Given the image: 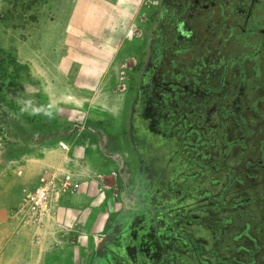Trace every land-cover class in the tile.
I'll use <instances>...</instances> for the list:
<instances>
[{
    "label": "rangeland",
    "instance_id": "rangeland-1",
    "mask_svg": "<svg viewBox=\"0 0 264 264\" xmlns=\"http://www.w3.org/2000/svg\"><path fill=\"white\" fill-rule=\"evenodd\" d=\"M166 1L0 0V50L5 57L15 59L23 66L17 88L9 83L0 86V264H19L24 261L20 258L24 252L33 251L34 245L40 247V237L37 233L31 238L23 235L25 230L31 231L39 223H31L19 213L23 205V197L21 200L18 197L19 190L25 187L23 165L25 159L35 156L43 148L58 144L59 139L64 138L71 143L81 137L82 146L86 150L85 165L88 163L91 170L98 161L97 173L101 175L99 180L104 184L102 191L112 190L115 194L116 210L113 219L116 224L105 237L112 233V241L108 244V254L103 264L116 263L111 247L120 239V230L121 240L125 244L118 254L121 258H129L131 264H165L166 258L159 254L160 246H157L156 254H147V257L142 259L135 257L134 253L132 256L130 252L126 254L125 250L131 243L132 232L127 230L131 229L134 220L133 209L141 200L144 201L143 205L149 204L145 199L152 191L158 190V187H152L150 190L149 182L153 179L146 173L151 168H157V163L165 157V152L174 149L176 144L183 142L193 148L203 141L209 142L207 132L210 126L218 127L219 123L223 122L221 110H240L235 107L238 103H243L246 115L251 113L255 117L253 109H259L261 114L258 122L261 124V131H264V80L261 83L253 82L256 70L263 76L264 55L255 54L257 42L260 40L257 34L250 36L252 39H241L235 21L239 18L237 22L242 24L243 14L239 15L237 11L227 12L229 17L226 20L219 15L215 16L214 26H210L212 30L204 35L205 44L186 47L183 43H176L173 37L169 39V43L166 38L158 42L157 31L162 25L170 27L171 20L173 21ZM263 9L259 12L264 13ZM246 41H250L252 47L246 46ZM246 51L251 53V57H242L248 54ZM229 53L234 57L240 55L236 63H230ZM195 60L198 61L197 66L201 73L205 68L211 67L212 62H223L229 66L228 72L231 74L224 85V90L228 92L226 98L217 92L213 96V91L205 94L200 92L198 87L195 89L191 85L192 80L198 81L200 76L193 75L190 71ZM247 60L251 61L253 70L250 73L251 78L245 79L244 73L240 75V69ZM151 74H154L157 82L162 81L163 92L167 86L164 84L172 85L175 78L181 76V89L188 90V97H192H180L177 106L168 113L159 115L160 121L156 120L159 124L153 122L151 112L143 110L155 99L153 96L146 98L144 94V87ZM213 82L215 85L216 80L213 79ZM74 83L82 85L83 92H78ZM58 85L77 97H54L52 103L45 93ZM239 87L242 88L241 91H238ZM252 91L262 99H254L246 105L242 100L243 95L245 94L244 98L247 99L252 95ZM239 92L241 96H237ZM1 98H5L7 105ZM187 99L193 100L190 110H187L188 107L183 108ZM11 103L15 104V109L11 108ZM17 108L23 111H16ZM186 111L189 112L187 119L183 116L184 119L180 121V116ZM126 112L129 117L140 115L146 119V124L159 125L156 131H151L150 141L145 136V127L141 129L144 130L143 133L134 132L137 129H133L132 125L125 130L122 122ZM230 119L232 121V118ZM131 121L134 125L139 124V121ZM175 121H178L179 125H174ZM183 121L190 126L191 131L188 132V129L184 137L171 139L172 142L166 146L165 140L170 138L167 129L174 125L184 134L181 126ZM170 122L173 124L168 127ZM231 125L233 127V121ZM220 131L211 133L215 135ZM232 132L229 131L230 134ZM219 139L216 140V145L222 144V137ZM119 143L128 145V157L121 153L122 147ZM224 150L227 148H220V158L224 157ZM176 152L179 150H175ZM257 152L261 158L264 154V143L258 145ZM189 164L185 163L183 166ZM257 167L260 172H264V161L257 163ZM126 170L134 176L129 178L125 174ZM245 170L249 173L254 168L246 166ZM207 178L202 177L199 180L205 184ZM247 179L246 177L245 180ZM231 181L234 182V178ZM162 182L168 183V180L164 179ZM249 187L250 185L247 186ZM262 189L264 194V187ZM249 192L252 197L254 192ZM159 195H162V191ZM259 199L264 204V196L261 195ZM243 200L245 199L238 197L235 202L243 203ZM191 202H194V199L188 198V201H180L176 207L181 208ZM245 203L236 206L242 207ZM246 213L254 214L255 207L250 206ZM260 214L263 222L264 207ZM251 219L243 215L238 222L245 230L243 222ZM126 226L128 227L124 230ZM203 227L214 239L215 226ZM141 231H145V228ZM245 234L248 236L249 232ZM259 236L264 241V230ZM165 237L170 247H177V254L181 256L179 264H188L187 260L189 263L194 262L192 257H197L198 251L196 247L192 248L188 240L180 238L177 233L166 234ZM250 240L252 251L243 253V256L248 255V259L257 250L255 241L252 238ZM136 243L138 246L139 242ZM259 253L264 256V247ZM95 255L90 258L88 264H93ZM211 255L215 257L213 253ZM261 258L254 264H263L264 260ZM154 259L157 260L154 262ZM173 262L175 264L176 261ZM231 264L237 263L231 261Z\"/></svg>",
    "mask_w": 264,
    "mask_h": 264
},
{
    "label": "flooded vegetation",
    "instance_id": "flooded-vegetation-1",
    "mask_svg": "<svg viewBox=\"0 0 264 264\" xmlns=\"http://www.w3.org/2000/svg\"><path fill=\"white\" fill-rule=\"evenodd\" d=\"M166 2L169 5L171 4L170 7L168 5V9H167L168 11H171V15L173 19V21L171 20V25L169 28L175 33L176 43H183L185 44L186 47L188 46L197 47L198 45L203 46L205 44V36L207 35V33L209 34L210 30H212L210 29V26H214V18H216L215 16L219 15L220 18H224V20H226L228 19L227 17H229L227 12L235 13L234 11H237L240 13L239 15L243 14L242 17L244 19L242 21V24H239V22H237L238 20H240L239 18H237L238 20L235 21L236 26L239 28V34L241 35V39H245L247 37H249V39H252L250 36L257 34L260 37V40L259 43L257 42L258 47L255 54L264 55V13L259 12L260 9L264 8V0L262 1L237 0L236 2L234 0H171V1L167 0ZM246 42H247L246 46L248 45L252 47L250 41H246ZM240 52L243 53V51ZM246 52L248 54H245L242 57L243 58L251 57L250 55L251 53L249 51ZM215 56L219 58L218 55L215 54ZM232 57H234L232 56V53H229L228 60L230 61L231 64H234L239 59L240 55L238 54L234 58ZM212 64H214V62H212ZM256 65L259 66V63H257ZM240 70H242V75L244 73L245 79L248 77L251 78L250 73L253 70V65L251 64V61L247 60V62L244 64V66H242V69ZM208 75L209 73L207 74L206 70H204L203 75L200 76L199 78L203 79L201 80V82L207 83L208 85L207 87L214 88V82H213L214 77L211 76L210 78H207L206 76ZM213 75L215 76V74ZM149 77L150 78L147 82V85H145L144 87L145 88L144 94L146 98L154 97L155 99L154 102L151 100V103L148 104V107L144 108L143 110H147L148 112L152 113L153 122H155L156 120L160 121V118L158 117L161 113L157 112V110H172L174 106H177L179 104L180 102L179 97L192 98V97H188L189 92L187 90L181 89V87L177 85L164 84L167 86H165V91L163 92L162 89H164V87L162 81L157 82V78L154 76V74H151V76ZM253 79H254L253 82L259 81L261 83L264 80V72H263V76H261V73L258 70H256V75L254 76ZM226 94H228L227 91ZM251 94L252 95H249V97L245 100L246 105L254 99H258V100L262 99V97H257L258 95H254L253 91ZM259 94L262 95L261 93ZM229 96L232 95L229 94ZM244 96L242 99L243 101H244ZM192 101L193 100L187 99L186 103H183V108L188 107L187 110H190V108H192L190 105ZM127 108L129 110V107ZM184 117L185 119H187L185 113H184ZM131 120L137 122L139 121V124L134 125V122H132ZM141 121H143V123ZM145 121L146 119L142 118L140 115L134 114L133 116L129 117L127 116V112H126L123 118L122 125L125 126V130L129 128V125H132L133 129L135 128L137 130H141L143 129L142 127H145L150 131H156L157 128L159 127V125L157 126L155 123L146 124ZM172 124L173 123L170 122L167 125L169 127ZM175 124H178V121H175L174 125ZM174 125L173 127L172 126L170 127L173 129L170 128L167 129L170 136L169 140L167 141L168 144L172 142L171 139L179 138L180 133L182 132V131L179 132L177 128L174 127ZM188 129H183V131L186 132ZM137 130H135L134 132L141 133V131H137ZM190 131L191 130L189 129L188 132ZM167 143L166 146L168 145ZM119 145L120 147H122L121 153H125L124 155H127L128 157L129 155L128 147H127L128 145L124 143H119ZM201 145L202 144L200 143L195 145L193 148L183 149L181 150V152H176V153L174 149L168 150L167 152H165V157L164 158L162 157L161 163L160 164L157 163V168H153L150 172L146 173V175H148L153 179L149 182L150 190L152 189V187H158V190L156 192L152 191L150 196H147V198L145 199V201L147 200L149 204L143 205L144 201L141 200L138 204H136L138 206H136L133 210L135 211L134 217H136L138 220L141 219L142 217V219L146 220L147 223L146 226L149 224L150 226L149 228L147 226L148 232L144 234V232L141 231L142 228L137 229L136 226L131 227L135 221L132 223L130 228L136 229L134 231H138V232L135 233L132 231L131 234L132 236L130 237L131 243L129 244V248L126 247L125 249L126 254L130 252V255L132 256V254L134 253L135 257L142 259V257L143 258L147 257V254L148 255L151 253L156 254V252H158L157 246H160L159 254L160 256L166 258L167 263L165 264H171V261L173 262V260H175V257L173 258L170 256V254L172 255L175 254L173 253L175 247L173 245L172 247L173 249H171L168 243V239L167 237H165V235L176 233L175 228L173 227L174 224L177 225L176 226L177 228L184 227L183 223H185V217L188 214L187 213L188 210H190L189 208L192 206V202L185 206H182L181 208L178 207L174 208V206L178 205L180 201H188V198L194 199L195 201L197 196H202L205 194L204 188L208 187L205 184H202V182L199 180V177L195 175L186 177L187 172L189 171L191 173L193 172L191 170H188L189 165L186 167L183 166L185 163H190L194 165L196 164V161H200V160H202L204 164L206 165L208 164L206 163V161L203 160V155L200 152L203 148ZM102 164L103 166L105 165L104 163ZM125 174L129 178L134 176V174H131L127 170ZM164 179H167L168 183L167 182L163 183L162 180ZM193 179L197 181L195 182V180ZM202 185H204L205 187ZM196 187L197 189H195ZM187 190H189V192H187ZM160 191H162V195H159ZM214 194L218 196V193H214ZM260 213L261 211L260 212L257 211L256 215L258 214L257 216L260 217L261 215ZM177 215L181 216V218L175 219V216ZM263 222L260 217L258 224L264 225ZM246 227L248 228L249 226L248 225L244 226V228ZM247 228L245 230H247ZM241 229L242 230L236 232L235 235L241 234V232H243L244 230L242 227ZM248 232L250 233L249 230ZM119 233H120V239L118 241H115L116 243L114 242L111 247L112 256L113 257L115 256L117 260L115 264H131L129 258L127 260L126 258L124 257L121 258V256L118 255L119 251L122 250V247H124L125 245L124 242H122L121 240V235H122L121 230ZM251 236L255 241L256 246L257 245L261 246L262 244H264L263 240L260 241L259 239L258 241H256L253 235ZM141 238H143V240H141ZM245 238L246 237L243 235L240 236L239 246L242 245L244 248L248 250L247 252H251L252 242L251 243L247 242ZM195 240L196 242H199L198 239L195 238ZM137 241L139 242L138 246L136 243ZM213 248L217 249L216 246H214ZM169 249L171 250L172 253L169 252ZM229 249L232 251L230 246H227L226 249L221 250V255H219L220 257L218 259L220 262H224L225 264H231V261H235L237 264H243L245 262H251L252 260L256 261L261 257H262L261 259L264 260V256H261L260 253L259 254L254 253L248 259V256L247 257L245 255L243 256V253H246V251H244L243 249L239 250L237 253H234V251H232L231 253ZM178 257L180 259L181 256L179 255ZM202 259L208 261L210 264H213L210 256L208 257L202 256ZM157 264H160V262H158Z\"/></svg>",
    "mask_w": 264,
    "mask_h": 264
},
{
    "label": "trees",
    "instance_id": "trees-1",
    "mask_svg": "<svg viewBox=\"0 0 264 264\" xmlns=\"http://www.w3.org/2000/svg\"><path fill=\"white\" fill-rule=\"evenodd\" d=\"M157 32L159 36L158 42H162V40L166 38L167 43H169V39L172 37V39L176 41L174 37L175 33L165 25H162V27ZM1 55H3V57ZM0 57H2L0 58V86H3L5 83H9L12 85V87L17 88L19 86V79L23 66L15 59L9 56L5 57L1 50ZM195 63H193V66L190 69L193 75L202 76L203 71L206 70V73H209V75L206 77H214L213 79L216 80V83L214 88H209L207 87V83L201 82L203 79L199 78L200 76H198L200 81L192 80L191 85H193L194 88L198 87L200 92L205 94H209L213 91V96L215 95V92H217L220 93L219 95H222L226 98L228 94H226V90H224V85L226 80L229 78L228 76L231 74L228 72L229 66L223 62L214 63L211 67L209 66L207 69L205 68L201 73L197 66L198 61L195 60ZM213 74H215V76ZM240 75L242 76V74ZM181 79V76L176 77L175 82L172 85L181 87ZM241 89L242 88L239 87L238 91H241ZM240 93L241 92H239L237 96H241ZM230 98L233 97L230 96ZM245 100L246 98H244V101ZM1 101L7 105L5 98H1ZM11 104V108L15 109V104ZM253 106H255V104H253ZM235 107L239 108L240 110H221V116L225 120L223 119V122L221 121L218 127L213 128L210 126V130L207 132L208 136L210 137L209 142H201V146L203 148L200 152L203 155V160L208 164H204L202 160L196 161V164L194 165L189 164L188 170H191L195 176L199 178H207L209 176L207 178V183H205V185L209 187H206L207 189L204 188V195L197 196L196 200L192 202V206L189 208L190 210H188V214L185 217V223H183L184 227L177 228L176 224L173 225L180 238H184L186 241L188 240L193 249L196 247L198 254L196 255L197 257L193 256V259H195L196 263L199 264H210L208 261L203 260L202 256H210L213 264H225L224 262H220L218 259L220 257L219 255H221V250L226 249L227 246H230L234 253H237L242 249L247 253L248 250L246 248H244L242 245L239 246L240 236H245L246 241L251 243V235H253L256 241H258L260 239V232L264 230V225L258 224L260 217L257 216L258 214L256 215L257 211L260 212L264 207V204H262L259 199L261 198V195L264 196L262 189V187H264V172H260L259 167H257V163L264 161V154L260 158V154L257 152L258 145L264 143V131H261V124L258 122L261 113L259 109L255 107V109H253V111H255V117L251 113L246 115L247 113H245V110H243L245 109L243 103H238ZM17 109L18 110L16 111H23L20 108ZM168 111L170 110H157V112L161 114H165ZM185 114L188 116L189 112L186 111ZM183 116L184 114L180 116V121L184 119ZM230 118H232L233 127L231 125L232 121H230ZM246 121L250 122L251 124H255L248 125ZM181 126L183 129H188L190 127H188L184 121L181 123ZM217 130H221L220 133L215 135L211 133L213 131L216 133ZM229 131H233L234 133L232 132L230 134ZM183 133L184 134H181L180 137H184L187 132ZM203 134L204 133H202V136ZM221 137L222 144L216 145V140H220L219 138ZM188 146L189 144H184L182 142L181 144H176L174 149L181 152L183 149H189ZM221 147H225V149L227 148V150L223 151L226 152L223 155V158H220L218 155ZM246 166H252L254 170L246 173ZM246 177L248 178L247 180H245ZM233 178L234 182L231 181ZM226 179L230 181L228 182ZM248 185H250V187L247 189ZM195 189H197V187ZM249 191L254 192L252 197L249 196ZM187 192H189V190H187ZM214 193H218V196H216ZM238 197L245 199L243 200V203L247 201L242 207L236 206V204H243L242 202H235ZM250 206H252V208L253 206L255 207V213L249 215L246 212ZM243 215L252 218L251 221L249 220L243 222V226L248 225L249 227H246L247 230H243L241 234L235 235L236 232L242 230L240 226L241 223L238 221ZM179 218H181V216H175V219ZM204 225L215 226V228L213 227L215 230L214 239H212L211 235L207 232V230H205V227H203ZM197 228H200L199 230H203L207 234L203 235L201 233V236H198L196 234V232H199ZM248 230L251 234H248ZM245 232H247L248 236L245 234ZM195 238L198 239L199 242H196ZM260 241L262 240L260 239ZM185 245L187 244L185 243ZM214 246H216L217 249L213 248ZM263 247L264 244L261 246L257 245V250L255 253L258 254L257 252L261 251ZM171 249L173 248L171 247ZM229 251L232 253L230 249ZM169 252L172 253L170 249ZM173 253L175 254H170V256L173 258L175 257V260L179 259L177 247L174 248ZM211 253H213L216 258L213 257ZM187 262L190 264L189 260H187ZM173 263L174 262L171 261V264ZM176 263L177 262H175V264ZM254 263L255 260H252L251 262H245L243 264Z\"/></svg>",
    "mask_w": 264,
    "mask_h": 264
},
{
    "label": "crops",
    "instance_id": "crops-1",
    "mask_svg": "<svg viewBox=\"0 0 264 264\" xmlns=\"http://www.w3.org/2000/svg\"><path fill=\"white\" fill-rule=\"evenodd\" d=\"M79 85L76 83L74 86L78 92H83L82 85ZM45 95L52 103L54 97H77L59 85ZM77 141L70 143L61 138L58 144L43 148L24 161L25 187L19 190V199L32 190L43 175L51 180L53 191L35 229L23 232L30 238L37 233L40 247L34 245L33 251L24 252L20 257L24 261L19 264H88L115 224V194L112 190L102 191L104 184L97 173L98 161L90 170L88 163L85 165L86 150L81 137ZM100 162L104 163L103 160ZM63 182L68 187L76 184L77 189L63 190Z\"/></svg>",
    "mask_w": 264,
    "mask_h": 264
},
{
    "label": "built area",
    "instance_id": "built-area-1",
    "mask_svg": "<svg viewBox=\"0 0 264 264\" xmlns=\"http://www.w3.org/2000/svg\"><path fill=\"white\" fill-rule=\"evenodd\" d=\"M61 187L63 190H68L69 188V190L73 191L77 189L76 184L68 187L66 182H63ZM52 191L51 180L44 175L39 177L36 186L23 196V205L19 213L31 223L38 222L48 207V200Z\"/></svg>",
    "mask_w": 264,
    "mask_h": 264
},
{
    "label": "bare ground",
    "instance_id": "bare-ground-1",
    "mask_svg": "<svg viewBox=\"0 0 264 264\" xmlns=\"http://www.w3.org/2000/svg\"><path fill=\"white\" fill-rule=\"evenodd\" d=\"M126 104H127V102H126ZM144 132V130H141V133H143ZM145 132H146V134H145V136H146V138H147V140H151L150 139V137H149V135L151 134V131L150 130H148L147 128H145ZM169 140V139H168ZM165 143H167V140H165ZM164 158V157H163ZM162 161V160H161ZM161 161L160 162H158V164H160L161 163ZM165 163V162H164ZM163 163V164H164ZM153 168H151L148 172H150L151 170H152ZM194 174L193 173H191L190 171L189 172H187V174H186V177H190V176H193ZM193 180H195V179H193ZM192 180V181H193ZM197 180H195V182H196ZM196 184V183H195ZM209 187V186H208ZM211 187V186H210ZM207 189V188H206ZM248 189V188H247ZM205 190V189H204ZM177 205H175L174 206V208L176 207ZM134 220H133V222H134V224L131 226V227H133V226H136L137 227V229H140V228H145V231H143L144 232V234H146L147 232H148V229H147V226H148V228H149V225H147L146 226V220L145 219H140V220H138L136 217H134L133 218ZM150 223V222H149ZM140 224V225H139ZM139 225V226H138ZM142 225V226H141ZM126 228L127 227H125V229L124 230H126ZM200 228H197V230L200 232H196V234L198 235V236H201V233L204 235V234H207V233H205V231H203V230H199ZM134 230H136V229H129V230H127V232L128 231H133V232H135V233H137L138 231H134ZM141 240H143V238H141ZM190 255V254H189ZM191 256V255H190ZM193 258V257H192ZM180 260V259H179ZM179 260L177 259V260H175L177 263L176 264H178L179 263ZM156 260H154V262H155ZM193 261L194 262H192V263H190V264H197L196 263V261L193 259ZM188 263V262H187ZM155 264H157L156 262H155Z\"/></svg>",
    "mask_w": 264,
    "mask_h": 264
},
{
    "label": "water",
    "instance_id": "water-1",
    "mask_svg": "<svg viewBox=\"0 0 264 264\" xmlns=\"http://www.w3.org/2000/svg\"><path fill=\"white\" fill-rule=\"evenodd\" d=\"M110 241H112V233L111 232L107 236V238H105V240H104L103 244L101 245V247L99 248L98 252L95 253L96 255L94 257L93 264H103V261L108 254L107 249H108V244Z\"/></svg>",
    "mask_w": 264,
    "mask_h": 264
}]
</instances>
